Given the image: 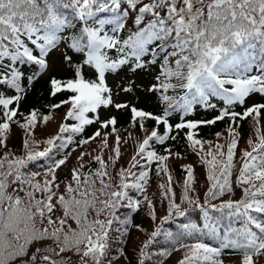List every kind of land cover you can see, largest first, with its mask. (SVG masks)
I'll return each instance as SVG.
<instances>
[{
	"label": "snow or ice",
	"instance_id": "1",
	"mask_svg": "<svg viewBox=\"0 0 264 264\" xmlns=\"http://www.w3.org/2000/svg\"><path fill=\"white\" fill-rule=\"evenodd\" d=\"M53 51L71 75L45 82L67 95L49 105L65 111L40 141L53 117L21 105L54 70ZM137 91L159 114L132 102ZM197 109L209 118H190ZM117 113L145 133L119 167L133 137L122 139ZM218 122L224 143L196 138ZM181 132L204 167L202 195L185 164L177 197L167 162L181 154L157 150ZM94 142L61 177L77 149L65 150ZM154 164L162 216L147 194ZM141 210L151 230L136 223ZM175 253V264H264V0H0V264H168Z\"/></svg>",
	"mask_w": 264,
	"mask_h": 264
},
{
	"label": "trees",
	"instance_id": "2",
	"mask_svg": "<svg viewBox=\"0 0 264 264\" xmlns=\"http://www.w3.org/2000/svg\"><path fill=\"white\" fill-rule=\"evenodd\" d=\"M59 55L60 54L53 56V58H54L53 60L55 61L54 62V65H55L54 70L51 69L50 73H47L46 76L40 77L37 80V82L34 85V89L30 90L28 92L26 99L22 102V105H21V111H27V110H30L31 108H35V109L39 110V112L41 114V119H42V116L44 114H48V115H51L53 117L52 120H50L47 125H44L43 123H41L37 127V129L35 131V138L37 140H40V141H43V139H45L48 136L56 133L57 128H58V123L61 122V115L64 112L63 108L53 112V110H51L49 108V105L52 103H58L61 99L66 98L67 94H58L56 97H51L48 95V89H47V86L45 84V82H46V80H48L50 74L56 75L57 78L69 77L71 75V69H69L66 66H63L59 63ZM136 82H137V84L147 83V80L146 79L141 80L139 77H137ZM140 96H141L140 99L136 101V105H140V106L146 108L147 111H152L156 114H159V112L162 110V106L154 105L151 98L146 96L144 93H142ZM236 110L242 111V109L239 107H237ZM117 117H118V121H119L117 127L119 130V134L121 135V129L123 128L125 131L126 128L128 126H130V124L128 122L129 116L125 115L123 113H117ZM190 118L205 119V118H209V117L204 115L202 109H197V115L190 117ZM241 123H242L241 131L243 132L244 136H247L248 135V129H249L248 122L242 121ZM153 125H154V122L151 120L147 121V123H146V127H153ZM98 127H99V125H93V126L87 127L85 132L83 134H81V136L75 137V139L78 140L81 137L86 138L87 136L91 135ZM226 127H227V122H218L216 125L202 126L197 130L198 135L196 138L201 139V140H206V141H212L213 143H216V142L224 143L225 141H224L223 137L219 141H217L215 134L217 132H220V133H224V135H226V131H225ZM13 129L14 130H12V136H11V139L8 141V144H9V148L18 151L22 147V139L24 138V133L20 128H18L15 125H13ZM135 132H139V130L135 129ZM121 137H122V139H128V138H123V136H121ZM110 142H111V139H110ZM41 146H43V145H41ZM71 146H73L72 148H76L77 150L72 153V156L69 159L67 167L61 169V171H60L61 177H63L65 175V173L68 172L69 169H71L73 166L76 165V163H77L76 162V156L79 154L80 151L92 152V149L97 148V143L94 142V143H92L91 146L86 145L83 148L77 147V145L75 143H74V145H71ZM71 146L69 149H66L65 151H70ZM164 147L171 148V150L173 152L178 151L182 157V158H172L167 162L168 166H169L170 174L173 177V186H174V190L177 194V197H179L182 193V177L185 175V173L183 172L181 166L185 165V164H192L194 166L195 176L197 179L196 188H197L198 192L202 195L204 190H205L204 167L199 163V158L192 151V149L188 148L187 142L183 138V132L180 133V135L176 141H168V142H166V144L164 146H157V150L161 154H163ZM204 147H205V149H207L209 147V145L205 144ZM122 152H123V158L118 162L117 167L124 164L125 161H127L129 159V157L131 156V154L133 152L132 140H130L129 143L123 147ZM93 154H96V153H93ZM85 159L87 161L90 158L86 157ZM188 160H189V162H188ZM92 166L95 167L94 164ZM155 171H156V166L154 164L152 167L151 181H150V184L148 186V193L147 194H148L150 199L154 200L158 216H162L164 214V207H162V205L160 203V199H162V198L158 197V184L160 182H163L164 177H163V174H161L160 177H157L155 175ZM179 174L181 176V179H179L177 182V178H178ZM176 182H177V185L175 186ZM239 195H240V192H239V190H237L236 197L238 198ZM225 198H227V197H225ZM183 206L187 207V205H183ZM135 221H136V223L142 222L143 227L145 229L151 230V228L153 227L151 221L146 217V214L143 210H141L138 214H135ZM165 227H168V226L166 225ZM172 228L174 229V225L172 226ZM131 235H132L134 240L136 237H139L140 239H144L143 234L136 232V231H133L131 233ZM130 247H131V244H129V248ZM178 258H179V253H175L173 255V257L168 261V264H175V261Z\"/></svg>",
	"mask_w": 264,
	"mask_h": 264
}]
</instances>
